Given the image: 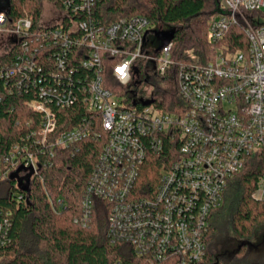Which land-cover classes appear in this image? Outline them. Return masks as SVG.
I'll use <instances>...</instances> for the list:
<instances>
[{"label":"built area","instance_id":"2783aa9c","mask_svg":"<svg viewBox=\"0 0 264 264\" xmlns=\"http://www.w3.org/2000/svg\"><path fill=\"white\" fill-rule=\"evenodd\" d=\"M97 3H52L55 21L35 32L30 17L10 27L8 11L0 10L5 43L0 58L15 51L11 63L0 65V80L19 76L20 87L33 85V98L23 105L41 116L37 131L0 155V181L15 171L37 176L42 165H53L56 150L89 137L84 122L51 140L58 125L55 111L83 105L101 117L106 140L82 200L81 224L88 222L94 199L101 198L111 204L109 237L133 248L136 261L125 264H197L206 255L211 212L223 205L229 180L256 156L263 160V173L253 196L264 199V0H219L209 42L215 46L239 27L247 48H218L206 64L176 61L173 42L162 44L147 17L103 25L94 15ZM45 41L52 55L42 64L38 55ZM109 58L113 76L125 87L118 93L104 85ZM153 78L164 89H177L183 105L176 112L159 108L153 92L137 94L142 81ZM167 140L179 142L176 158L161 172L154 194L140 196L135 188L143 167L150 155L165 151ZM26 197L12 195L18 203ZM58 205L65 207L62 200ZM11 226V213L0 207V248L10 243Z\"/></svg>","mask_w":264,"mask_h":264},{"label":"trees","instance_id":"16d2710c","mask_svg":"<svg viewBox=\"0 0 264 264\" xmlns=\"http://www.w3.org/2000/svg\"><path fill=\"white\" fill-rule=\"evenodd\" d=\"M46 2L59 5V0H5L0 10L8 11L10 27L19 19L30 17L32 31H42L40 21ZM97 4L94 15L103 25L124 17L144 16L156 27L162 44L167 34L174 30L173 58L179 62L206 64L213 60L218 48L228 47L230 51L247 48L239 27H232L217 45L209 42V24L219 11V0H99ZM46 42H40L38 56L42 64L52 55ZM14 54L12 51L0 58V65L11 63ZM113 63L111 58L105 61L104 85L118 93L125 87L122 88L113 76ZM137 66L143 67L141 62ZM19 81V76L0 80V155L7 153L13 144L23 142L41 124V116L23 105L33 98L35 88L33 85L20 87ZM153 94L159 108L166 111L176 112V107L183 105L176 88L158 86ZM55 112L58 125L51 140L84 122L92 133L67 149L56 150L51 158L53 165H42L37 176H16L15 171L7 181H0V207L11 213L12 220L10 243L0 248V264L134 263L133 248L109 237V202L95 198L88 222L81 224L82 200L106 140L101 117L87 112L85 106L79 104ZM96 132L103 134L102 139L95 137ZM178 148V141L167 140L163 153L148 157L135 188L140 196L154 194L161 172L175 160ZM262 173L263 160L256 156L249 159L241 173L229 180L223 205L209 217L206 255L197 264H264V260L252 257L248 244L264 226V202L253 196ZM27 185L29 193L25 190ZM16 191L25 193L27 201L18 203L12 199ZM58 200L64 201V208L59 209ZM229 232L238 239L236 247L223 240Z\"/></svg>","mask_w":264,"mask_h":264},{"label":"rangeland","instance_id":"374dc122","mask_svg":"<svg viewBox=\"0 0 264 264\" xmlns=\"http://www.w3.org/2000/svg\"><path fill=\"white\" fill-rule=\"evenodd\" d=\"M5 0H0V6ZM58 11L56 8L53 6L52 3L46 2L44 5V12L42 15V19L40 21V25L44 27V25H48L53 23L57 17ZM4 41H0V50L4 46L5 43ZM158 86H162V83L157 79H150L148 82L142 81V83L138 86L137 91L139 95H149L152 92L155 91V89ZM264 202V199H260ZM236 235L232 232H229L228 235L224 237V242L232 244V247H236L237 244H239L238 239H236ZM248 244L250 245V248L252 249V257L256 259L257 261H263L264 260V226L260 227L256 233V237L249 241ZM217 251V250H216Z\"/></svg>","mask_w":264,"mask_h":264},{"label":"water","instance_id":"95a60500","mask_svg":"<svg viewBox=\"0 0 264 264\" xmlns=\"http://www.w3.org/2000/svg\"><path fill=\"white\" fill-rule=\"evenodd\" d=\"M174 34H175L174 30H172V32L170 31L169 34H167V37L164 38V45L168 44L173 39ZM151 103H152V101H147L144 104L149 105ZM25 190L29 193V186L28 185L25 187Z\"/></svg>","mask_w":264,"mask_h":264},{"label":"snow or ice","instance_id":"6c2138e0","mask_svg":"<svg viewBox=\"0 0 264 264\" xmlns=\"http://www.w3.org/2000/svg\"><path fill=\"white\" fill-rule=\"evenodd\" d=\"M120 71H123L122 69Z\"/></svg>","mask_w":264,"mask_h":264}]
</instances>
